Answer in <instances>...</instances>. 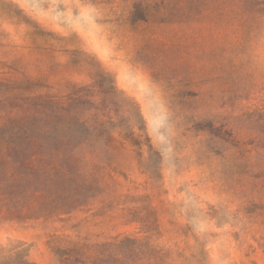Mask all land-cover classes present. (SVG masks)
Masks as SVG:
<instances>
[{
    "label": "rangeland",
    "instance_id": "rangeland-1",
    "mask_svg": "<svg viewBox=\"0 0 264 264\" xmlns=\"http://www.w3.org/2000/svg\"><path fill=\"white\" fill-rule=\"evenodd\" d=\"M243 1L0 0V78L68 82L99 101L100 68L151 147L124 144L103 191L69 215L0 221V264H59L68 243L264 264V14ZM136 4L145 21L129 20Z\"/></svg>",
    "mask_w": 264,
    "mask_h": 264
},
{
    "label": "trees",
    "instance_id": "trees-1",
    "mask_svg": "<svg viewBox=\"0 0 264 264\" xmlns=\"http://www.w3.org/2000/svg\"><path fill=\"white\" fill-rule=\"evenodd\" d=\"M242 6L248 15L264 14L259 0ZM147 17L140 4L129 13L131 22ZM94 76L100 78L99 101L87 87L68 82L62 93L26 76L0 78V221L69 215L103 191V172L116 170L124 144L151 151L136 107L125 104L124 117L123 105L113 100L115 87L104 88L109 75L98 68ZM122 245L68 243L54 253L59 264H167V256L149 245L133 244L137 252Z\"/></svg>",
    "mask_w": 264,
    "mask_h": 264
}]
</instances>
